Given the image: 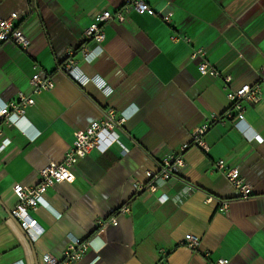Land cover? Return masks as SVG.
<instances>
[{"label":"crops","instance_id":"1","mask_svg":"<svg viewBox=\"0 0 264 264\" xmlns=\"http://www.w3.org/2000/svg\"><path fill=\"white\" fill-rule=\"evenodd\" d=\"M123 1L0 0V18L16 14L30 41L26 51L0 43V105L18 93L34 99L16 126L2 127L10 144L0 153V264H44L46 254L61 259L73 239L91 241L75 264H214L220 258L264 264V87L244 120L212 125L204 137L208 151L186 150L184 167L155 192L132 186L145 183V172L156 171L164 156L178 154L210 115L230 107L220 80L198 72L193 50L202 48L212 67L229 74L232 89L258 82L264 0H143L160 15L171 13L170 23L130 12L105 26L98 53L84 31L103 9L116 12ZM172 35L190 43H173ZM82 44L92 54L78 57L79 72L103 81L108 96L93 82L79 86L57 71L66 51ZM34 64L52 78V90L33 93ZM106 107L126 118L116 142L81 160L71 183L48 189L44 204L30 212L43 229L31 241L10 215L17 203L12 187L35 185L38 171L60 163L74 133ZM219 159L239 167L253 196H238L215 170ZM223 203L226 212L219 211ZM125 207L129 213L119 214ZM113 217L116 225L106 222ZM100 221L107 223L101 232ZM186 235L200 240L197 250L182 244Z\"/></svg>","mask_w":264,"mask_h":264},{"label":"built area","instance_id":"2","mask_svg":"<svg viewBox=\"0 0 264 264\" xmlns=\"http://www.w3.org/2000/svg\"><path fill=\"white\" fill-rule=\"evenodd\" d=\"M130 12L139 14H148L153 18H159L162 22L169 24L171 13L165 15L158 14L143 0H124L123 5L116 11L111 12L105 8L98 13L95 21L84 31V39L87 43L96 45L97 52L100 53V45L105 40V26L111 21L123 22L126 15ZM18 16L11 14L7 18H0V43H13L20 50L26 51L30 46V41L20 29L16 21ZM171 42L190 43V39L183 35H172ZM91 50L87 44H82L77 49H68L65 53L63 62L57 67V71L68 77L79 86H84L88 82H93L106 96L111 93V89L99 79H88L84 77L78 69V57L85 60L91 58ZM205 53L202 48L193 50L192 59L199 58L197 70L201 75H209L221 82L230 107L221 115L212 114L209 120L202 125L196 127L190 134V141L184 143L180 147L178 154H170L164 156L158 165L156 171H146L145 183L134 182L133 188L138 192L150 191L155 192L160 182L168 181L178 171L184 167L183 153L191 147L199 148L207 152L208 146L204 139L206 133L212 125H224L228 121H242L247 105H256L261 101V88L264 87V65L259 69V79L255 84H243L232 89V77L212 67L205 59ZM34 74L30 78V84L34 94L44 91H50L54 88V82L50 76H43L37 64L33 65ZM34 104V99L30 96L18 93L17 98L8 103L0 105V153L10 144V140L3 137V126H16L19 119H23L27 107ZM126 118L121 113L115 111L112 107L103 109L101 117L92 121L89 126L83 130L74 133V139L71 145L64 153L63 159L58 164H50L38 171L39 180L30 188H24L17 184L12 187V192L17 199V203L10 209V215L19 224L22 231L31 241H35L43 234V229L38 226L37 221L30 215L31 211H35L37 207L44 204V195L48 189L56 184L74 180V168L84 158H86L92 150H100L104 152L107 147L117 140L116 131L123 128ZM106 138V145L102 144ZM215 170L219 172L236 190L241 198L253 196L250 185L241 175L239 167L226 165L223 159H219L215 163ZM162 201H164L162 199ZM212 198L206 200L210 203ZM227 203H223L219 211L226 212ZM129 213V208H121L119 214ZM109 224L116 225V217L109 219ZM105 221L99 222V232L103 231L107 225ZM182 244L189 249L195 251L200 245V240L193 235H186ZM91 247V241L73 239L65 248L61 259L53 255L46 254L43 257L44 264H75L79 262ZM210 253L206 252L204 257H209ZM214 264H229L226 259H217Z\"/></svg>","mask_w":264,"mask_h":264}]
</instances>
